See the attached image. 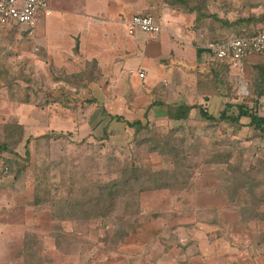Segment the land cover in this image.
Segmentation results:
<instances>
[{
	"label": "rangeland",
	"instance_id": "obj_1",
	"mask_svg": "<svg viewBox=\"0 0 264 264\" xmlns=\"http://www.w3.org/2000/svg\"><path fill=\"white\" fill-rule=\"evenodd\" d=\"M167 1L141 0L146 7L141 14L181 18L180 26L191 32L194 19ZM103 6L96 21L103 22L101 34L113 32V43L107 40V46L132 43L133 60L147 55L157 66L161 58L175 62L170 65L175 68L177 63L187 66V56H194L195 48L176 37L178 32L172 38L165 31L160 41L142 31L130 34L126 25H111ZM49 9L52 12L50 1ZM53 11L48 17L50 36L40 30L47 15L41 16L36 36L14 24L0 25V141L25 155L28 137L63 134L59 139L33 140L30 163L17 177L14 168L11 174L0 173V210L30 211L33 216L24 223L32 229L25 232L33 241L38 236L47 241L51 264H264L262 133L248 125V118L240 124L206 120L198 109L185 121H173L164 106L155 107L146 120L143 114L150 104H172L167 80L144 94V81H137L134 89L131 79H117L92 58L86 61L80 46L76 48V36L89 29L85 20L81 23L83 10L56 0ZM134 14H122L118 20ZM211 25L214 38L224 34L218 24ZM204 33L196 50L206 47ZM175 48H180L179 58L168 54ZM205 51L201 62L220 84L224 73L210 64L213 55ZM233 75L229 103L222 104L219 95L208 103L216 116L227 105L236 115L235 104L241 100L234 101V94L249 91L241 71ZM213 89L210 92L216 93ZM114 115L130 121L141 118L143 125L129 128L112 119ZM17 142L21 143L14 146ZM131 162L151 173L145 175L153 178L147 191L131 211L123 207L130 199L120 197L119 205L110 201L109 210L100 216L94 204L108 199L103 198L106 190ZM2 165L0 160V170Z\"/></svg>",
	"mask_w": 264,
	"mask_h": 264
},
{
	"label": "crops",
	"instance_id": "obj_2",
	"mask_svg": "<svg viewBox=\"0 0 264 264\" xmlns=\"http://www.w3.org/2000/svg\"><path fill=\"white\" fill-rule=\"evenodd\" d=\"M52 6V12L48 15L43 21H41L42 26L40 30L44 29L45 35L50 36L51 27H49L48 17L53 14V10H55L56 0H48ZM62 1V0H60ZM65 2H73L75 6L79 10H83L84 17L81 23L85 20V25L89 26V29L84 31L83 35L78 34L76 36V40L78 41V48L80 46V55L83 58H86V61L92 58V61H96L98 68L102 70H106L110 72L112 76L115 75V78H123L124 81H133L135 83L132 85L134 89L139 87L137 81H144L145 86L142 89L143 93H149L155 89L158 85L159 81L167 80L169 90L170 91V101L169 103L172 104H201L206 103L205 101V90L204 85L201 87L199 85L200 79L202 78V74H208L209 69L204 62H201V57L205 53L202 54L201 51L203 50L198 49L196 50L195 40H198V34L191 33L183 28L181 23L183 22L182 19H178L177 17H163L161 19H157L159 23H161L164 27L163 31L159 35H155L152 40L160 41L162 39V34L167 31L168 34L171 35L173 38L174 32H178L179 34L176 37L183 38L188 43V46L195 48L194 56L188 55V65L186 64L181 65L177 63V68L170 66L175 62H171L170 64L166 59H160L158 66L156 65L151 57L147 55H143L141 58L132 59L131 57V46L127 47L124 44L123 48H118L115 44H111L107 46L105 43L107 40L113 43V37L110 36L112 33L105 32L101 34L103 29V22H100V12L98 10L101 8V3H104L102 10H107L109 12L107 19H109L111 25H118L119 23L123 26L126 25L125 21L122 20L126 18V21L130 20L134 15L141 14V11L146 8L143 5L141 6L140 1L137 0H63ZM232 3L237 10H242L244 15H251L252 17H263L264 16V0H222V2ZM232 7V6H231ZM131 17L125 16L120 21L119 16L122 14H131ZM234 14V13H233ZM231 14L229 18H233L234 15ZM241 14V13H239ZM238 14V15H239ZM104 18H106L104 16ZM174 18V19H173ZM98 19L99 21H96ZM39 21V22H40ZM38 22V25H39ZM191 22V21H190ZM83 24V23H82ZM84 25V24H83ZM110 26V25H109ZM108 26V27H109ZM261 27V26H259ZM38 29V28H37ZM37 29H35L34 35L36 36ZM114 29V28H113ZM116 31V29H115ZM86 32V33H85ZM203 32V31H202ZM128 33V32H127ZM205 34V33H204ZM130 35V34H128ZM137 35V34H136ZM176 35V34H175ZM72 37V35H69ZM103 36V37H102ZM115 36V33H114ZM147 36V35H146ZM206 38V36H204ZM59 38V37H57ZM102 39V40H101ZM104 41V43H102ZM162 42V41H161ZM140 40H137L135 43V47L139 46ZM147 47L146 43H144ZM162 44V43H156ZM104 45V47H103ZM149 45V44H147ZM141 46V45H140ZM88 47V49H86ZM103 47V48H102ZM121 47V46H119ZM85 50H87L85 52ZM90 50V51H89ZM180 48H175L170 51L168 54H175L176 57H180L181 53H179ZM123 52V55H117V52ZM88 52V53H87ZM166 55V54H165ZM185 55V53H184ZM150 58V59H149ZM213 59V58H211ZM210 59V61H211ZM162 60V61H161ZM186 62V61H185ZM153 65V66H152ZM149 69H153L152 71ZM188 69V70H187ZM224 76H230V79H235L236 76L233 74L237 73L240 70L238 64L232 63L229 67L223 68ZM133 71V73H132ZM144 71L146 75L145 78L139 77V72ZM237 79V78H236ZM135 81V82H134ZM222 95L218 98H221V103L224 104L226 101L225 97ZM168 98V99H169ZM213 97L210 96L209 101L207 103H211ZM195 109L192 110L191 115H193ZM33 216L30 214V211L23 210V209H2L0 210V264H51V261H54L52 255L48 249H51L48 246L47 241L43 240V238L38 236L37 241L29 242V248L31 249L30 252L26 251L28 244L26 245V236L28 233L25 232V229H32L30 225L24 223L27 221V217ZM13 218L15 221H12ZM24 223V224H23ZM30 227V228H29ZM14 228V231L11 230ZM38 228V227H37ZM21 229L22 231H19ZM35 229V228H34ZM11 231V234H10ZM16 233L18 234L16 236ZM37 234V231H36ZM38 235V234H37ZM5 238V240H2ZM36 251H35V250ZM53 264V263H52Z\"/></svg>",
	"mask_w": 264,
	"mask_h": 264
},
{
	"label": "trees",
	"instance_id": "obj_3",
	"mask_svg": "<svg viewBox=\"0 0 264 264\" xmlns=\"http://www.w3.org/2000/svg\"><path fill=\"white\" fill-rule=\"evenodd\" d=\"M170 6L174 7V9L180 11V13L188 15L192 17V31L195 34L199 32H205L207 44L210 42H224L227 41L232 36H253L260 31L264 30V16L263 17H252L251 15H244L242 10H237L232 3L222 2V0H168L167 1ZM232 6V7H231ZM213 8L220 9L219 11L212 12ZM207 10H210L208 12ZM234 13V14H233ZM241 13V14H239ZM233 14V18H229L230 15ZM239 14V15H238ZM149 15V14H144ZM154 17V16H153ZM155 18V17H154ZM156 19V18H155ZM156 21H158L156 19ZM159 22V21H158ZM218 24L222 27V31L220 36L217 38L213 37V33L211 32L212 25ZM261 26V27H259ZM209 39V40H208ZM196 45V40L194 41ZM198 48L202 45H196ZM78 48V44L76 46ZM203 52H206V47L203 48ZM204 54V53H203ZM218 63V64H216ZM210 64H214L217 67H222L223 69L229 67L231 63L229 60H225L224 62H218L217 60H211ZM238 65L240 67L242 76L248 85L249 91L247 95L237 93L236 96L234 94V101L241 100L236 105L238 113L236 115L229 113V106L223 108L220 111V114L216 116L212 114L209 110V101L210 96L213 95L221 96L223 92V96L226 101L228 100V96L230 94L231 89L234 88V83L229 81L230 76H221L220 84L217 83L216 74L213 71H210V74H202V78L200 79L199 85L202 87L204 85L205 90V101L206 103L201 104H171L168 105L165 102H157L150 104L143 114V117L146 120H150L151 111L155 107L164 106L167 112V118L173 121H185L191 117V112L194 109H198L200 111L201 116L206 120L226 122V123H234L240 124V121L244 118H248L250 120L249 126L254 127L256 130L262 133L264 136V54L263 53H255L249 56L242 58ZM221 70V69H220ZM215 81V85L213 84ZM212 88L216 89V93H211L210 90ZM213 89V90H214ZM220 90V93L217 92ZM224 90V91H223ZM226 92V94L224 93ZM212 94V95H211ZM227 95V97H226ZM30 96H28V99ZM29 100H26V103ZM255 103L254 107L251 106V103ZM227 102L226 104H228ZM208 104V105H207ZM232 105V104H231ZM229 107V108H228ZM142 117V118H143ZM112 119L117 122L126 124L129 128L139 129L142 127L141 118H137L134 120L125 119L122 115H114L111 116ZM63 134H43L39 137L30 136L26 140L25 144V155H20L19 153H14L10 150V144L7 141H0V160L3 161V165L0 170L1 175L11 174L13 168L16 169V177L20 175V173L27 169L30 163L31 151L30 144L33 140H51V139H59ZM21 142H17L14 146L20 144ZM9 154L14 157H7L5 154ZM22 157V158H21ZM23 161V162H22ZM25 163V164H24ZM11 172V173H10ZM145 175L151 177V173H145L143 171V166H139L137 162H131L125 165L121 171V177L114 181L113 187L106 190V194L103 198L108 196V199L99 198L94 206L99 209L100 216H103L105 212H107L110 208V203H117L120 201V197L129 198L130 202H126L123 207L127 211H131L135 205H137V197L144 191L148 189V183L153 178H145ZM113 182V181H112ZM106 189V188H105ZM40 185H38L36 189V193L39 195L40 193ZM106 200H109L108 203H105ZM111 201V202H110ZM137 202V203H136ZM116 204V205H117ZM33 236L30 233L26 236V251L30 252L31 247L29 248V242L32 240Z\"/></svg>",
	"mask_w": 264,
	"mask_h": 264
},
{
	"label": "built area",
	"instance_id": "obj_4",
	"mask_svg": "<svg viewBox=\"0 0 264 264\" xmlns=\"http://www.w3.org/2000/svg\"><path fill=\"white\" fill-rule=\"evenodd\" d=\"M48 0H0V25L14 24L28 31H34L43 15H50ZM130 34L142 31L148 35L160 34L164 27L152 15L137 14L125 22ZM206 50L218 62L229 60L232 64L255 53L264 54V30L253 36H232L224 42H210ZM133 73V71H132ZM145 78L144 71L138 73Z\"/></svg>",
	"mask_w": 264,
	"mask_h": 264
}]
</instances>
